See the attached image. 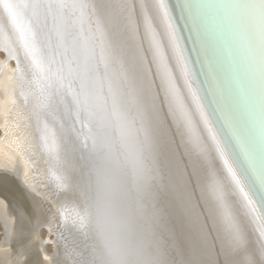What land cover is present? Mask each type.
I'll return each instance as SVG.
<instances>
[{
  "label": "bare ground",
  "instance_id": "obj_1",
  "mask_svg": "<svg viewBox=\"0 0 264 264\" xmlns=\"http://www.w3.org/2000/svg\"><path fill=\"white\" fill-rule=\"evenodd\" d=\"M1 3H3V1ZM81 3V14L85 15V18L88 19L89 22H92L95 19L93 15H96V10L99 19L103 24H105L106 27L102 31L106 33L109 29L111 36H113V43L115 41L114 44L112 43L114 46H111L112 50H118L115 52L120 51V53H122L120 55H123L124 61L126 59L125 63L126 65L129 64V68L134 62L135 68L133 65L132 66L134 69L130 68V70L128 68L130 72L133 71L134 73L132 72V76L128 77L130 73L128 72L127 68L123 70L120 69L125 66V64L122 61L118 60V68H115V62H117L115 61L116 59L114 58V62H112L113 57L110 59L111 63H114L113 67L115 69L110 66L112 67V69H114L112 70L114 77L116 79L119 75L117 82L120 80L121 85L119 86L120 89L118 88V101L125 102V110L123 109V112H126V114L130 117L128 118V125L134 130H136L137 128L140 129V133L143 134L141 139L140 137L138 138L136 145L143 146L142 148H144V155L149 156L148 151H151V153H153V150L155 151V148H161L162 146L168 150H165V152L167 151L168 153L172 151V154H174L176 163L181 171V173L180 171L179 173L183 176L181 175V179H178L177 177L173 178L172 176H170L172 177V182L167 187H164L165 192L175 193V191H178L180 193L181 191L187 189L190 193L192 192L193 187H195L190 212H192L191 216H193L195 219L196 217H198V222L199 224L202 223V230L204 231V233L208 232L209 226L212 227V217H219V219H221L220 222L223 220L221 214H211L207 210L208 205H211L213 203L212 200L218 194H224V199L222 200V214L224 215V218L227 217L229 220H231V226H229L227 223L221 222L223 227L222 229H219V232L217 231V229L215 230L214 227H212V235L208 236V242H206L205 245L203 244L200 247V252H196L195 254V257L197 256V263L201 264V258H203L202 264H226L228 260L227 258L230 256L231 258H233V260H235L236 252L238 250L231 240V232L234 230V228H240L242 230L241 235L244 241L243 246L248 247L252 251H254V259L257 262L264 261V246L263 244L259 243L255 235L253 236L252 234L251 236V234L247 230V219L245 218L242 209L239 211L235 205L233 199L234 193L232 192L228 182L226 181V179H228L226 177L228 173H226L225 169L221 165L222 161L219 160V156H217L216 152L218 151L221 154L223 161L226 163V165L228 164V168L232 170L230 171L232 174L234 171L229 166V163L227 161V159L229 158L228 156H225L227 154H224L228 150L227 153L229 154L231 161L235 163V175H239V179L242 180V183H244L242 174L248 178V182L244 183L246 191H248L249 185L254 179L253 177H251L252 175L250 176L249 169L240 158L239 150L237 149L234 141L231 140L229 132L222 125L221 121H219V114L215 112L213 106L211 105V101H209V103L212 106V109L210 110V107L207 108L210 112L212 110L214 111L213 114L218 117V121L214 118V115L207 112L205 108V113L203 112V109H201L202 107L199 102L201 100H203L201 101V103L205 102V95H203L204 92H202L200 86L201 84L196 77L195 68L192 63L193 61L189 59L191 62L190 66V63L187 59L189 66L187 64V56L185 58V54L187 52L184 53V50L182 48V36L180 32L181 30L178 25L176 28L173 23L174 21L172 18L174 14H172L173 10H171L172 8L170 0H164L167 15H165L164 12L158 8L155 0H89V2H85L84 0V3L81 0ZM177 3L184 13V18L186 20L185 22L190 30V34L194 43L193 46H195V48L196 46L198 47L202 59L207 63L208 72L210 73L209 76L212 80H210V84L212 86V89L214 88V93H216V101L218 103V106L221 107L229 128L232 134L235 136L236 142L240 146L241 152L244 154L245 158H247L248 164L251 165V168L254 169V174L261 183V177L262 175H264V0H177ZM102 4L107 5V8L101 7L100 5ZM3 6L6 7L4 3ZM4 10L5 9H2L1 13L5 14V11H8V9L5 11ZM8 16H5V18L7 19ZM0 20H2V18H0ZM12 22L13 21H11V24ZM6 23H3L5 27ZM176 24L178 23L176 22ZM0 25L3 26L1 23ZM8 26L6 28H8ZM11 26L13 25H10V27ZM13 28H11L10 30H13ZM94 28L96 27L94 26ZM15 29L18 28L15 27ZM4 33H6V30ZM7 33L9 34V32ZM13 33H15V31ZM91 35L90 37L95 36ZM15 38L16 36H14V38H11V40ZM95 38H97V36ZM15 40L13 41V43L15 42ZM94 40L96 39L91 38V41ZM11 42L12 41H10V44ZM15 43H18L19 45L21 44L20 46H22V43L17 42V40ZM103 43L106 46L105 41H103ZM5 44L6 40L4 37H1L0 30V45ZM6 46L8 47V45ZM103 47H101L100 44V48ZM9 50L11 53L10 48ZM13 50H16V48ZM102 50L104 51L105 55L110 54H107V51H105L104 49ZM108 50L110 49L108 48ZM18 51L19 50H17V53L21 55L22 51L21 53H19ZM27 54L28 53H26L25 55ZM116 54L118 55V53ZM15 57L19 59V55ZM106 58L107 61L110 62L108 60L109 57L106 56ZM1 64L6 63L2 62ZM1 64L0 75H3V77L2 79L0 78V126L3 127L6 126L7 123H9L8 110L10 99H12L10 98L11 95L9 93H11L12 91V85L10 86V81L8 80V78L12 73L10 72L8 67H3ZM109 71L111 70L109 69ZM175 71H177V73L181 72V77L179 76V78H177V76L175 75ZM192 72L194 75L193 80L190 75V73L192 74ZM184 79L186 82L184 81ZM19 81L21 82V80ZM193 81L195 83H193ZM14 83L15 81L11 84L14 85ZM194 84H196V86L201 90L200 95H202V97L199 96V99L197 96V91L195 89L196 86H194ZM11 94L16 97V95H14L13 93ZM18 94L19 96L21 95L19 92ZM25 96L26 94L23 97ZM16 98H14V100ZM17 99H19V97ZM21 100L20 102H22L23 104L24 101ZM20 102L15 101L13 103ZM142 102H144L145 106L142 105ZM206 102L204 104H206ZM17 105L19 104H16V106ZM141 105L143 106V108L145 107L144 109L146 110H143ZM23 106H21L20 104L19 109H21V107ZM17 107H15V109H17ZM136 111L138 112V116L135 117ZM15 113L18 112L15 111ZM24 113L26 114V112ZM208 113L210 116L208 115ZM25 114L23 115V117L20 115V113V117L16 114L15 115L22 119L26 116ZM205 114L207 115L208 119L205 117ZM199 115L202 120L200 119ZM209 122L210 124L214 123L213 125L216 126L215 128H217V130L221 134L224 141V144L221 142V146H219V143H215L216 139H213L212 136V139L215 141V146L213 145V143L210 144V142L207 141L206 138L208 134L206 133V130L210 133V135H212L209 128ZM27 124L28 123L24 124L26 125L25 128L28 127ZM21 127H23L22 130L25 129L23 123ZM21 127L19 126L18 128ZM18 128L16 127L14 129L18 130ZM27 129L29 130V128ZM47 129L49 130V128ZM14 133L16 134V131H14ZM23 133H20L22 134V137ZM27 133L31 134V132ZM27 135H25L26 138H28ZM3 137H1L0 139V222L3 225L2 230L4 231V237L2 238V242H0V264H37L42 263L43 261H45V259H49L50 261H53L57 264H66L70 263L76 258H79H74L75 255L72 256V253L74 252L70 251V247L67 246V243L71 240L67 238L69 236L65 237L63 235V237H65L64 239L69 240L67 242L62 239L63 241H65V244L64 242L62 243V240L60 239L61 237L59 238L61 242L56 240L52 241V243L54 244V250L52 251L53 253H47L44 249L45 241H43V239H40L37 233L38 229H40L39 225L41 224H45L51 229H54L56 226H58L59 222H63L65 226L70 227L72 226L70 222L71 218H74L75 223L73 225H75V227L77 228L76 230L80 231L81 233H83L84 231L82 228L84 227V224H86L88 228V224L86 223L88 218V215L86 214L87 207H85V205L87 206L88 203L82 204V202H80L79 199L81 198V196L79 197V195L76 194L77 191L75 189L76 179H74V177H79L80 175H65L62 174L64 172L63 170L56 168L60 170H58V174L60 173V175H52L49 178H45V176L43 177V175H40L39 177L33 176L35 178L32 179V175H29V173L32 171L29 170L28 161L26 160L27 158L21 152V148H19V146H17V144L13 143L12 141L10 142L9 139L6 140L5 138L7 137ZM33 137L31 139L32 141H35V138ZM23 139H25V137ZM52 139H55V137ZM16 141L19 142V140L17 139ZM22 141H24V145L26 146L25 140ZM32 141L30 140L29 142H31L32 144ZM18 145L21 144L19 143ZM51 145L49 146V154L52 158L56 157L55 162L57 163L55 164L57 165L56 167H58L59 164L57 158L59 159L61 155L59 156L57 147L55 146V148ZM23 146L21 147L22 149H25L24 151L26 152L27 148H23ZM34 148L30 150L34 151ZM160 150H162V148ZM165 152L162 153V155L160 154L164 158V160L165 154H167ZM37 154L38 153H36V155ZM67 157H69L70 159L71 155H67ZM31 160L33 161V159ZM65 160L67 162L70 161L67 159ZM34 161L33 165L35 163ZM153 163L155 162L153 161ZM35 166H37V164H35L33 167ZM156 169L157 168L154 167L151 168L152 172ZM36 171L37 170H35L34 172ZM69 173L71 174V172ZM163 175L165 176L168 174ZM217 175H222V177L225 176L226 179L223 178V180H220ZM80 177H82V175ZM85 180L84 181L88 184V179ZM228 181L230 180L228 179ZM78 185H80V182ZM84 185L86 184L84 183ZM81 186L83 188L82 183ZM255 186L256 187L253 189V191H256L257 189L259 191L255 196L252 197L254 202V205H252L256 207L260 217L259 219H261L260 221L264 225V201H261L259 194V192H261V189H259L256 181ZM261 186L264 190V184L261 183ZM154 187L158 189L157 186ZM78 188L79 187H77V190L80 191V189ZM88 188L87 191L89 190ZM83 189H85V186ZM155 190L156 189L154 188V191ZM79 193L82 192L80 191ZM214 193L215 195H213ZM249 194L251 195V193ZM193 206L194 208L192 209ZM213 210L215 211V208ZM91 213H89V215ZM94 215L92 214L93 217H95ZM60 225L62 226L63 224ZM60 225L58 226L59 229ZM217 228H219V224ZM56 230L54 231L56 232ZM58 231L64 233L63 230ZM77 234H79V232ZM84 234H86V232H84ZM213 237H215V240H213ZM79 238L82 239V237ZM77 240L79 241L78 238ZM82 242L84 244H87L84 241ZM73 247L76 249L75 246ZM84 247L86 246L84 245ZM97 247H99V245ZM197 249L199 248H196V250ZM211 258H213L212 263Z\"/></svg>",
  "mask_w": 264,
  "mask_h": 264
},
{
  "label": "rangeland",
  "instance_id": "obj_2",
  "mask_svg": "<svg viewBox=\"0 0 264 264\" xmlns=\"http://www.w3.org/2000/svg\"><path fill=\"white\" fill-rule=\"evenodd\" d=\"M2 1L4 5H7L6 7L3 6V3H1ZM42 1L45 0L0 1V6L2 7V9H8V11L4 10V14L1 13L2 9L0 7V16H2L0 18H2L3 23L7 22L5 24L6 27L9 25L8 28H6L3 25L2 20H0V23L4 26L3 27L0 25V27H3L0 28L1 37H4L6 40L5 45H0V60L6 64H1V61L0 64L3 67H8L10 72L12 73L10 74L9 72L10 75L8 80L10 81V86H14L13 88L11 87V89L15 93L12 91L11 93L16 95L17 98L19 97V99H17L11 93H9L11 95L10 98H12L10 99V105L13 104L11 106L9 105L8 110L9 123L7 124L9 126L7 124L6 126L8 127L0 126V139L1 137L5 136L7 137L5 138L6 140L9 139L10 142L12 141L13 143L17 144L19 148H21V152L27 158L25 159L28 161L29 170L33 172L32 173L29 171V175H32V179H34L35 177H39L40 175H43V177L45 176V178H49L52 175H60V173L58 174V172L60 171L59 169L63 170L65 173H61L65 175H82V177H74V179H76V194H78L79 197L81 196L79 200L80 202H82V204H89H87V206L84 204L85 207H87L86 214L88 215V222L86 221V223L88 224V228L86 224H84V227H82L84 230L83 233L76 230L77 228L75 227V225H73L75 223L74 218L70 219L72 225L70 227L65 226L63 222H59L58 224V226L60 224L64 225H60V229L58 226H56L54 229H51L45 224L39 225L40 229H38L37 235L40 239H43V241H45V251L47 253H51L54 250V244L52 243V241H60V239L62 240L66 236H69L67 238L71 239V243L68 242V239L64 240L69 243L68 244L66 242L67 246L70 247V251L74 252L72 253V256L75 255L74 258H79L74 259V262L71 261L70 263L66 264H109V262L113 260L124 258V260L131 259L159 262V264H186L187 260H190L189 258H192V262L197 263V256L195 257L194 255H192V253L189 252L191 249L185 250L186 247L189 248V243H187L185 249L179 246L185 243L183 240L179 241L178 237L175 236L178 233H176L177 228L175 226V223L173 222V215L169 213V204L166 202V200H163L164 194L162 193L165 192L164 187H167L169 184H171L172 177H170V175H158L157 173H160L159 169L161 163L159 165L156 164H158V161L164 160L161 155L167 149L162 146L161 148L164 151L163 152L162 150H160V147H157V149L155 148V151L153 150V153H151V151H148L149 156L144 155V148H142L143 146L136 145L138 138L140 137L141 139L143 134L140 133V129L137 128L136 130H134L128 125V118L130 117L126 114V112H123L125 102L118 101V88L120 89L119 86L121 85L120 80L117 82L119 75L115 79L112 70L117 67V63L119 62L118 60H120L126 66H123L124 68L122 67L120 69L123 70L127 68L128 72L130 73L128 77L132 76L131 74L133 71L130 72L129 69L133 68L134 62L132 63L133 66L131 65L129 68V64L126 65L125 63L126 59L124 61L123 55H120L122 53H120V51L115 52L118 50H112L111 46H113L115 41L113 43V36H111L108 28V32L104 33V31H102L106 27L105 24H103L99 19L96 10L95 14L97 15V17L96 15H93V17L95 18L94 20L96 21L93 20L92 22H89V20L85 18V15L81 14V0H46V2L48 3L47 5H43ZM82 1L84 3V0ZM86 1L89 2V0H85V2ZM55 15L58 17V20L56 21L54 20L57 18H52ZM5 16H8L7 19L10 20L8 21ZM11 21H13L12 24ZM52 22H55V25L52 24ZM65 24H68L69 32H66L64 30L65 28H67ZM10 25H13L14 28L13 26L10 27ZM87 25L90 27H88ZM94 26L96 28H94ZM15 27L18 29H15ZM11 28H13V30H10ZM5 30L6 33H4ZM54 30H56V33L59 34V36L57 35L59 41H57L56 39V42L52 43L50 42V40L46 39H48V36H51L50 33H53ZM14 31L15 33H13ZM7 32H9V34ZM90 35L95 36L90 37ZM7 36L9 38H14V36H16L15 39L17 40V42L22 43V46H20L21 44L19 45L18 43H15V39L11 40V38L9 39ZM96 36L98 39L95 38ZM91 38L96 40L91 41ZM14 40L15 42L13 43ZM10 41H12L11 44ZM97 41L101 44V47H104L100 48V44ZM103 41H105L106 46ZM69 42H73L72 45H69ZM6 45H8V47ZM9 48L11 49V53ZM15 48L16 50H13ZM108 48L110 50H108ZM102 49L107 51V54H110L105 55ZM17 50H19V53H21L22 51L21 55L17 53ZM24 52L28 54L25 55L26 53ZM83 52L86 54H83ZM113 53H118V55L116 54V56ZM17 55H19V59L15 57ZM22 55L25 57H23ZM106 56L109 57L108 60L110 62L107 61ZM10 57L15 58L10 59ZM112 57V62H114V60L116 59V65H114V63H111L110 59ZM22 63L24 64V66ZM113 65L115 66V68L113 67ZM110 66H112L114 69H112V67ZM109 69L111 71H109ZM80 73H86L87 78L85 76L84 85L80 87V89L85 87V92L83 93V95H81L82 97L78 98V101H76L75 99H72L70 97L69 93L71 92V90H74V88L76 89V86L80 84L76 83V79L74 78L78 77ZM2 77L3 75H0L1 79ZM19 80H21V82ZM14 81V85L11 84ZM71 82H73L75 85H73ZM21 84L24 85L22 86ZM28 91L31 93H29ZM114 91L115 93H117V100H114L116 99V94L114 93ZM18 92L21 94V97L26 94V96L23 97L26 100L21 98ZM13 97L17 100H14ZM20 98L24 101L23 104L22 102H20ZM15 101L20 103H13ZM16 104L25 106L19 109V105H17V107ZM76 105H78V111H75ZM142 105L145 106L144 102H142ZM15 107H17V109H15ZM80 107H84L83 110L86 117L83 120L81 119L82 121H80V119L77 120V117L81 112ZM144 108L143 110H146ZM15 111H17L18 113H15ZM24 112H26V114ZM19 113L20 115L23 113L21 115L22 117L25 114L26 118L24 117V119L21 117L22 119H20ZM15 114L19 117H17ZM136 116H138L137 111L135 112V117ZM10 118L12 121L10 120ZM44 118L47 120H45ZM76 120L84 123L83 125L86 126L87 130L90 126L93 127V132L91 133L92 135L94 134V141L89 142V140H87L85 143H83V145L90 144L88 147L93 145V147H98L95 153H91V151L89 150L85 151V149L82 147L81 142L78 139V134L80 132H84L85 130L80 129V127L76 123ZM22 123L24 128L26 126L24 124L28 123L27 128H29V130L27 128L22 130ZM19 126L21 128H18ZM16 127L18 128V130L14 129ZM47 128H49V130ZM14 131H16V134L14 133ZM3 132L5 135L3 134ZM27 132H31V134ZM8 133L10 136L8 135ZM20 133H23V137ZM25 135H27L28 138H26ZM31 136H34L33 138H35V141H32ZM24 137L25 139H23ZM54 137L55 139H52ZM16 139L19 140V142L16 141ZM26 139L27 141L28 139L29 141L31 140L33 145L31 144V142H27ZM60 139L62 140V142ZM22 140H25L27 147L24 145L25 143ZM19 143L21 145H18ZM50 145L52 147H57V152L59 153V156L61 155V158H65L70 161L67 162L65 159L63 160L59 157L60 160L57 158V161L59 166L62 167H56V157L52 158L49 154ZM21 146H23V148H27L26 152L24 151L25 149H22ZM31 147L34 148L33 150L35 152L30 150L32 149ZM38 149L41 152H39ZM154 152L156 153V156ZM32 153L34 154V156ZM36 153L38 154L36 155ZM67 155H71L70 159L69 157H67ZM36 156H39L42 159ZM46 156L49 159H47ZM28 158L30 159V161ZM31 159H33V161L36 159L34 161V165L37 164V166L33 167L34 165ZM39 161L41 162V164ZM153 161L155 163H153ZM101 162H103V167L100 166ZM152 167L157 169L152 172ZM33 168L37 170V173L34 172L35 170ZM69 172H71V174ZM122 173L126 174V180L122 179ZM85 179H88V184L85 182ZM79 182L80 185H78ZM81 183L83 185V188L85 186V189L82 188ZM84 183L87 186L84 185ZM154 186H157L158 189ZM77 187H79L78 189H80L83 194L79 193L80 191L77 190ZM87 188L89 189V192L87 191ZM154 188L156 189L155 191ZM147 189L152 193V203H148V199L150 197L148 196V191H146ZM175 193L179 192L175 191ZM82 199L84 202L82 201ZM89 213L91 214L89 215ZM92 214H95V217H93ZM189 214L192 215V212H190ZM2 229L3 225L0 222V242H2V238L4 237V231ZM54 230H56V232ZM58 230H63L64 233ZM78 232L79 234H77ZM84 232H86V234H84ZM67 234H70L71 237H73L71 238L70 235ZM63 235L65 237H63ZM75 237L76 240L78 238L79 241H76ZM79 237H82V239ZM102 238L104 241L102 240ZM65 241L62 240V243L64 242L65 244ZM82 241L87 244H84ZM84 245L87 248L84 247ZM98 245L99 247H97ZM73 246H75L76 249ZM145 246H148L150 248L149 254H130L131 250H139L140 248H143ZM160 247L163 250L158 249ZM74 249L76 252L74 251ZM117 252L120 253V257L116 255Z\"/></svg>",
  "mask_w": 264,
  "mask_h": 264
},
{
  "label": "water",
  "instance_id": "obj_3",
  "mask_svg": "<svg viewBox=\"0 0 264 264\" xmlns=\"http://www.w3.org/2000/svg\"><path fill=\"white\" fill-rule=\"evenodd\" d=\"M42 2H43V5H47L48 4L46 2V0L45 1H42ZM45 2H46V4H45ZM170 3H171V8H172L171 10H173L172 11V14H174L173 15V18H172L173 21H174L173 23H174V25H175L176 28H177V25H178L179 28H180V30H181L180 32H181V36H182L181 37L182 48L184 50V53L187 52L188 55H189L188 56L187 53L185 54V58L187 56L186 61L188 59V61L190 63V66H191V62H190L189 59H191V61H193L192 63H193L194 68H195L196 77L198 78L199 83L201 84L200 86H201L202 92H204L203 95H205V99H206L205 102L207 101L206 104H204L205 102H202L203 103V106H204L203 107L202 106V103H201V101H203V100H201V101L199 100L200 101L199 103H200V105L202 107L201 109H203V112L204 113H205V111H204V108H205V110L207 112H209L210 114L211 113L213 114L214 113L213 110L211 112L208 110L209 107H210L209 109L211 110L212 109V106H213L215 112L219 114V119L220 120L218 119V117H216L215 114H213L214 115V118L217 121L218 120L221 121L222 125L229 132L230 137H231V140L234 141L235 145L237 146V149L239 150L240 158L242 159L243 163H245V165L249 169L250 176L252 175L251 177H253V179L257 182V184L259 186V189H261L260 191L262 192L264 190H263V188L261 186L260 181L258 180V178L256 177V175L254 174V169L251 168V165H249L248 162H247V158H245L244 154L241 152L240 146L236 142L235 136L232 134V132H231V130L229 128V125H228V123L226 121V118H225V116H224V114H223V112L221 110V107L218 106V103L216 101V93H214L215 92V91H213L214 88L212 89V86L210 84L211 78L209 76L210 73L208 72L207 63L202 59V56L199 53L198 47L196 46V48H195V46H193L194 43H193V40H192V37H191V34H190V30H189V28H188V26H187V24L185 22L186 20L184 18V13L180 9L181 7L178 5L177 0H170ZM174 17H175L176 22L178 24H176ZM54 18H57L54 21L58 20V17L56 15L53 16V19ZM52 24L55 25V22H52ZM65 25H66L67 28H65L64 30L66 32H69L68 24H65ZM50 35L51 36L46 35V36H48V39H46V40H50V42H52V43H55L56 42L55 41L56 39H57V41H59V39L57 37V35L59 36V34L56 33V30H54L53 33H50ZM72 43L73 42H69V45H72ZM194 48H195V50H194ZM83 54H86V53L83 52ZM13 58H15V57H10V59H13ZM188 61H187V64H188ZM188 66H189V64H188ZM179 69H180V67H179ZM175 72H176L175 75L177 76V78H179L180 73L182 71L180 73H177V71H175ZM190 75H191L192 80H193V77H194L193 72H192V74L190 73ZM85 76L87 78L86 73L85 74L84 73H82V74L80 73V75H78V77H74L76 79V83H80V84L78 86H76V89L77 90L74 88V90H71V92L69 93V95H70V97L72 99H75L76 101H78V98H81L82 97L81 95H83V93L85 92V87L80 89V87L84 85ZM184 81H185V79H184ZM71 83L73 85H75L73 82H71ZM193 83H195V82L193 81ZM194 86H196V84H194ZM195 89L197 91V96H198V99H199V96L202 97V95H200L201 94V90L197 86H196ZM115 94H117V93H115ZM115 96H116V99H114V100H117V95H115ZM200 99H203V98H200ZM209 101H211V103H212L211 105L212 106L210 105ZM77 106L78 105H76L75 111H78ZM83 109H84V107H80V111L81 112L79 113L80 115L77 117V120L80 119V121H82L84 118H86L85 117V112H84ZM209 113H208V115H209ZM199 117H200V115H199ZM205 117L208 119V117H207L206 114H205ZM200 119L202 120L201 117H200ZM77 120H76V123L78 124V126L80 127V129L85 130L84 132H80L78 134L79 135L78 136V139L80 140L82 147L85 149V151L89 150V151H91V153H95L96 150L98 149V147H93L94 145L88 147L90 144L83 145V143H85L87 140H89V142H93L94 141V134L92 135V133H91V132H93V127L90 126L88 128V130H87L86 129V126L83 125L84 123H81L80 121H77ZM213 124L214 123L210 124V122H209V128L211 130L212 135H210V133L206 130V133L208 134V136L206 135L207 136L206 139H207V141L210 142V144L213 143L214 146H215V143H219L220 144L219 146H221V142L224 144L223 138H222L221 134L219 133V131L217 130V128H215L216 126L213 125ZM204 128H206V127H204ZM211 136L213 137V139H216V142L212 139ZM61 142H62V140H61ZM221 149H222V147H221ZM216 151H217V149H216ZM227 151L224 154H227L225 156H228V158H229V159H227V161L229 163V166L233 169V171L235 173V166H234L235 163L233 161H231V159H230L229 154L227 153ZM217 152H216V154H217V156H219V160L222 161V164L221 165L225 169L226 173H228V175H226V177L230 181H228V179H226L225 176L222 177V175H217V177H219L220 180L221 179L223 180V178L226 179V181L228 182V184H229L232 192L234 193V198L233 199H234V202H235V205H236L237 209L239 211L242 209V211L244 212L245 218L247 219L246 220L247 221L246 224L248 225L247 230L249 231V233L251 234V236H252V234H253V236L255 235L257 237L259 243L263 244V246H264V235H262V230H264V227H263L264 225L261 223V221H260L261 219H259L260 217H259L258 211H257L256 207L253 206L254 204L253 205L252 204H249L244 199L243 194L240 192L239 188L237 187L236 179H234L233 175L230 172V169L228 168V164L226 165V163L222 159L221 154L219 152L218 153ZM165 153H167V151ZM84 158H85V156H84ZM164 162H165V165H164ZM160 163H161V166H160L159 172L162 173V174L157 173L158 175H163V174L170 175V173H171L170 176H172L173 178L174 177H177L178 179H181L182 178L183 175L180 174L181 173L180 168H179V166L176 163V158H175L174 154H172V151H170L167 154H165V160L158 161V165ZM179 171H180V173H179ZM235 177L236 178H239V175H235ZM241 186L244 187V183H242ZM244 188H246V187H244ZM146 191H148V196L150 197V198L147 197V198H149L148 199V203H152V201H153V199L151 197L152 193L148 189ZM184 192L186 194L189 193L187 189L184 190ZM190 193H192V192H190ZM162 194H164L163 200H166V202L170 206L169 213H171V215H173V222L175 223V226L177 228V232L176 233H178L175 236L178 237V240L179 241H182L183 240L184 243H185V244H182V245H179V246L185 249L187 243H189V248L186 247L185 250H190L191 249L189 252L192 253V255L195 256L196 252H200V247H194V245H193V238H194V236L197 235L198 232H201L202 231L204 233V231L202 230V223L199 224L198 220H196L193 216H191L189 214V211H187V210L184 209V207H183V205H182V203L180 201L179 193L163 192ZM213 195H215V193ZM213 195H211V196H213ZM216 197L212 200L213 203L211 205H208V210L207 211L209 213H211V214L215 213V215L221 214L222 215V219H223L224 218V215L222 214V212H223V210H222L223 209V207H222L223 206L222 205V200H218V199H216ZM175 202H177V203L174 204ZM192 202H193V194L191 196V203ZM193 208H194V206L192 207V209ZM214 208H215V211L213 210ZM220 220L221 219H219V217H216L215 220L212 217L211 224H212V227H214L215 230L217 229L218 224H219V229H222L223 226H222V223L220 222ZM205 244L206 243H204V245ZM164 247H166V246H164ZM196 248H199V249L196 250ZM158 249L163 250L161 247L158 248ZM227 259H228L227 262L233 261V258H231V256L228 257ZM200 260L202 261L201 262V264H202L203 263V258H201ZM200 260H198V261H200ZM45 261H43L42 263H37V264H57V263H55L53 261H50L49 259H45ZM212 262H213V258H211V263ZM186 264H198V263L192 262V258H190V260H187Z\"/></svg>",
  "mask_w": 264,
  "mask_h": 264
},
{
  "label": "snow or ice",
  "instance_id": "obj_4",
  "mask_svg": "<svg viewBox=\"0 0 264 264\" xmlns=\"http://www.w3.org/2000/svg\"><path fill=\"white\" fill-rule=\"evenodd\" d=\"M156 5L158 6V8L164 12L165 15H167V11H166V6L164 4V0H155ZM7 6V5H6ZM103 8H107V5H100ZM101 167H103V162H101L100 164ZM230 171H232L230 169ZM233 177L234 179H236V184L237 187L239 188L240 192L243 194L244 199L249 203V204H253V199L252 197L255 196L257 194V192L259 191L258 189L256 191H253V189L256 187L255 186V181L253 180L251 182V184L249 185V189L246 192L245 188L241 186L242 184V180L239 178L235 177V173L233 172ZM243 177V182L247 183L248 182V178L246 176H244L242 174ZM122 179L126 180V174L122 173ZM261 183L264 184V175H262L261 177ZM195 192V187H193L192 193H185L184 191H181L179 193V197H180V201L184 207L185 210L190 212V206H191V196L192 194H194ZM251 193V195L249 194ZM260 194V198L261 201H264V191L259 192ZM217 199L218 200H223L224 199V194L220 193L217 195ZM213 219L215 220L216 217L214 216ZM196 220H198V217H196ZM222 223H227L229 226H231V221L225 217L223 218V220L221 221ZM217 231L219 232V228H217ZM241 229L240 228H234V230L231 232V240L232 243L235 245L236 249L238 250L236 252V259L230 262H226V264H264V261H260L257 262L254 259L255 253L254 251H252L250 248L248 247H244V241L241 235ZM212 235V227L209 226L208 228V232L207 233H203L198 232L196 236H194L193 238V245L194 247H201L204 243L207 242L208 236ZM262 235H264V230H262ZM213 240H215V237H213ZM150 248L148 246H145L143 248H140L139 250L133 249L130 251L131 255H147L149 254ZM117 256L120 255L119 252L116 253ZM109 264H159V262H153V261H146V260H123V259H116L113 260L111 262H109Z\"/></svg>",
  "mask_w": 264,
  "mask_h": 264
}]
</instances>
